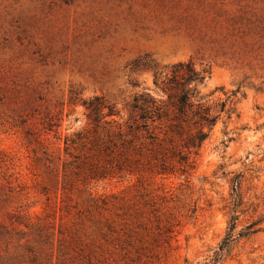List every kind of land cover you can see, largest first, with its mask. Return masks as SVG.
<instances>
[{"label": "rangeland", "instance_id": "obj_1", "mask_svg": "<svg viewBox=\"0 0 264 264\" xmlns=\"http://www.w3.org/2000/svg\"><path fill=\"white\" fill-rule=\"evenodd\" d=\"M188 61L209 73L202 102L229 113L187 176L98 179L87 150L65 151L92 133L83 101L125 118L136 94L166 99L154 73ZM236 175L216 264H264V222L237 238L264 217V0H0V264H211Z\"/></svg>", "mask_w": 264, "mask_h": 264}, {"label": "trees", "instance_id": "obj_2", "mask_svg": "<svg viewBox=\"0 0 264 264\" xmlns=\"http://www.w3.org/2000/svg\"><path fill=\"white\" fill-rule=\"evenodd\" d=\"M165 71L163 75L154 73L153 77L154 85L161 87L166 99L158 101L146 92L136 94L125 118L103 97L83 101L92 133L85 136L78 133L76 139L65 138V151L87 150L89 172L98 179L122 177L124 172H132L133 168L141 171L144 167L155 176L175 173L187 176L192 164L189 155H198L221 114L229 110H225L226 103L222 102L220 109L214 111L199 97L198 87L209 74L207 70H196L188 61L165 67ZM74 102L72 96L70 103ZM241 178L236 175L230 179L228 233L211 264L221 261L222 252L235 239L236 210L242 205ZM263 222L261 217L247 224L237 238H248L261 231L259 226Z\"/></svg>", "mask_w": 264, "mask_h": 264}]
</instances>
